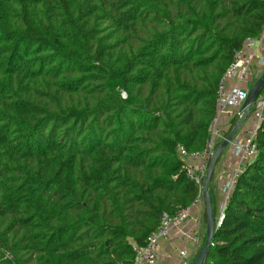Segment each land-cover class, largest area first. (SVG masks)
<instances>
[{
	"label": "trees",
	"instance_id": "16d2710c",
	"mask_svg": "<svg viewBox=\"0 0 264 264\" xmlns=\"http://www.w3.org/2000/svg\"><path fill=\"white\" fill-rule=\"evenodd\" d=\"M263 30L264 0H0V264H134ZM256 144L204 264H264Z\"/></svg>",
	"mask_w": 264,
	"mask_h": 264
},
{
	"label": "built area",
	"instance_id": "2783aa9c",
	"mask_svg": "<svg viewBox=\"0 0 264 264\" xmlns=\"http://www.w3.org/2000/svg\"><path fill=\"white\" fill-rule=\"evenodd\" d=\"M254 61L257 62L256 70L260 78L264 73V30L258 38L248 40L242 50L235 54L233 63L219 85L217 95L218 113L209 128V139L205 150L201 153L188 154L184 149H180V155L186 163L184 166L186 175L197 185V199L191 207L181 209L174 216L168 214L160 216L158 225L155 231L149 235L145 246L136 245L133 247L134 264H158L161 244L168 239L173 230L181 227L189 219H193L197 226L201 224L202 217L199 215V211L196 210H202L204 213L206 207L204 184L217 146L226 139L225 134L231 132L238 125L241 127L245 118L251 115L255 122L254 126L245 133L242 142H236L233 139L229 145L232 147L239 163L235 169L227 172L224 177L225 202L217 218V224L223 221L224 209L239 176L246 165L252 163L258 155L256 139L258 127L264 121V89L249 110L244 108L251 89L249 83L254 70ZM224 116L231 122L228 130L221 124V118ZM189 239L194 245H199L200 234L197 232V234L189 236ZM179 254L184 257L182 264H191L193 251L184 249ZM172 256L170 254L168 257Z\"/></svg>",
	"mask_w": 264,
	"mask_h": 264
},
{
	"label": "crops",
	"instance_id": "0c3cea01",
	"mask_svg": "<svg viewBox=\"0 0 264 264\" xmlns=\"http://www.w3.org/2000/svg\"><path fill=\"white\" fill-rule=\"evenodd\" d=\"M253 65L254 70L252 75L250 76L249 83V86L251 88L259 79V74L256 70L257 62L254 61ZM254 123L255 122L253 117L251 115H248L242 123V126L239 128L238 132L234 136L235 141L242 142L245 137V133L254 126ZM221 124L224 128H227V130L231 126V122L225 116L221 118ZM233 130L234 128L231 130V132ZM238 163V158L234 155L232 147L229 146L218 158L217 164H215L213 177L208 183V192L215 219H217L220 215L222 206L225 202V194L223 192V188L225 186L224 177L227 172H230L235 169ZM196 211H199V215H201L202 217L201 224L197 226L193 219H189L181 227L173 230L169 234L168 239L162 242L161 244L160 258L158 264H182L184 261V257L180 256L179 252L184 249L194 252L192 258L194 260V256L201 245L203 234L204 232L206 233V207L204 209V213L202 210L200 211L199 209H197ZM197 232L200 234V243L199 245H194L190 241L189 236H193L197 234ZM170 254H172L173 256L168 257ZM193 260L191 261V264H193Z\"/></svg>",
	"mask_w": 264,
	"mask_h": 264
},
{
	"label": "water",
	"instance_id": "95a60500",
	"mask_svg": "<svg viewBox=\"0 0 264 264\" xmlns=\"http://www.w3.org/2000/svg\"><path fill=\"white\" fill-rule=\"evenodd\" d=\"M264 89V73L258 79V81L253 85L250 89L249 97L244 104L245 109H250V107L256 102L257 98L259 97L260 93ZM240 125L234 128V130L226 137V139L218 146L216 149L211 163L209 165V170L207 174V178L204 184V194H205V201H206V240L205 243L198 253L197 257L195 258L193 264H204L207 254L212 246V242L214 240L215 232L217 229L220 228L221 223L217 224L215 221L212 206L210 202L209 192H208V183L213 175L215 164L217 163L218 158L222 155L225 149H227L234 139V136L238 132Z\"/></svg>",
	"mask_w": 264,
	"mask_h": 264
}]
</instances>
